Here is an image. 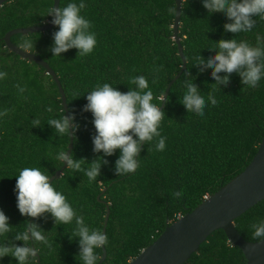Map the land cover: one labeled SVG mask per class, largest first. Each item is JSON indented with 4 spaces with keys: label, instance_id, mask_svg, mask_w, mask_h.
<instances>
[{
    "label": "trees",
    "instance_id": "1",
    "mask_svg": "<svg viewBox=\"0 0 264 264\" xmlns=\"http://www.w3.org/2000/svg\"><path fill=\"white\" fill-rule=\"evenodd\" d=\"M69 2L61 0L60 7ZM54 4L55 0H16L0 7V70L8 73L0 80V111L8 110V115L0 119V209L13 227L9 238L23 229L26 220L38 223L45 231L51 252L37 243L36 264H82L77 257L74 222L55 224L50 214L39 219L21 216L14 194L15 177L23 167H40L55 177L64 165L53 157L60 150H69L71 141V136H58L48 126L50 118L66 115L57 83L46 69L23 60L2 41L13 30L50 23L52 17L46 15ZM86 5L82 14L91 21L97 38L91 54L80 57L73 49L61 57L52 56L49 49L56 28L29 36L16 35L12 42L51 66L63 86L69 112L79 125L72 155L86 162L80 171L66 169L60 179L53 181L56 189L64 193L78 215L85 217L90 228L103 232L110 209L104 264H129L170 225L242 174L257 155L264 140V80L254 89L244 88L240 77L233 73L229 85L220 89L213 85L211 69L201 72L193 64L198 55L204 59L214 55L208 50L221 39H246L255 44L257 34L264 36V20L257 18L252 32L235 36L224 32L223 25L228 21L223 14L209 15L201 0H183L179 37L187 61L185 72L190 71L202 94L211 91L218 102L216 106L209 103L205 116L200 117L187 113L180 104L185 72L164 104L169 85L183 68L174 40L175 0H86ZM25 40H31L35 47H23ZM138 75L148 79L153 103L164 106L160 131L167 137L166 148L155 151L150 150L151 145H142L140 166L135 173L122 176L115 173L117 150L113 156L103 157L108 163L95 181H89L83 170L103 154L93 152L92 116L82 111L86 93L103 83L126 93L135 87L131 81ZM17 85L25 90L20 92ZM48 107L53 109L51 113L46 111ZM35 118L40 120L39 127L33 126ZM177 190H182L181 197L174 195ZM258 220H264V201L235 222L246 241L258 243L250 230ZM97 254L99 264L103 248ZM0 264L16 261L5 257ZM187 264H247V259L220 230Z\"/></svg>",
    "mask_w": 264,
    "mask_h": 264
},
{
    "label": "clouds",
    "instance_id": "2",
    "mask_svg": "<svg viewBox=\"0 0 264 264\" xmlns=\"http://www.w3.org/2000/svg\"><path fill=\"white\" fill-rule=\"evenodd\" d=\"M202 7L209 15L223 14L228 21L223 25L224 32L239 34L252 32L257 25V18L264 20V0H201ZM86 0H71L64 7L50 8L46 16L52 17L51 23L57 29L52 33V46L49 51L52 56L61 57L70 50H77V56L84 57L93 52L97 45V38L93 25L82 14L86 8ZM214 47L209 52L214 55L207 59L198 55L193 67L201 72L211 69L210 77L216 85L227 87L231 82V75L235 73L240 77L241 84L254 89L261 80H264V36L256 35L255 44L246 39H221L212 43ZM23 47H35L31 40H25ZM223 74V75H221ZM8 73L0 70V80ZM184 93L180 104L187 113L200 117L205 116V108L210 103L217 105V99L211 91L202 94L190 77V71L184 73ZM155 82V80H153ZM135 86L124 93L109 83L97 84L95 88L86 93L87 103L82 111L90 113L95 135L92 136L93 152L100 154L89 167L83 170L89 181H95L101 175L103 165L108 161L103 157H111L119 151L115 161V173L118 176L133 174L140 166V152L142 145L148 144L150 150L164 151L167 137L160 131L161 121L165 112L161 105L153 103L154 95L149 89L148 79L144 75L132 78ZM20 92L25 89L17 85ZM47 112L53 109L48 107ZM8 115V110L0 111V119ZM34 127H39L38 118L32 121ZM48 126L55 130L58 136L75 135L79 130L75 115L63 114L59 118H50ZM71 130V131H70ZM68 149V148H67ZM54 160L61 162L66 169L80 171L83 159H75L68 150L58 151ZM14 194L16 207L21 216L39 219L50 214L55 224L68 225L74 222L73 235L78 240L79 257L82 264H98L97 250L108 245V236L99 229L90 228L83 215L69 203L62 191L55 187L51 175L42 171L40 167H23L18 171ZM174 195L181 197L182 190ZM13 227L9 217L0 209V260L11 257L16 264H36L39 248L37 243L48 248L51 244L45 231L38 223L25 221L22 230H17L11 238ZM252 238L264 243V220H258L250 225ZM4 237H8L4 239ZM71 238V237H70ZM72 239V238H71ZM16 242H22L18 245Z\"/></svg>",
    "mask_w": 264,
    "mask_h": 264
},
{
    "label": "water",
    "instance_id": "3",
    "mask_svg": "<svg viewBox=\"0 0 264 264\" xmlns=\"http://www.w3.org/2000/svg\"><path fill=\"white\" fill-rule=\"evenodd\" d=\"M16 0H0V7ZM177 13L174 25V40L176 41L183 68L180 74L171 82L164 98V104L168 99L173 85L182 77L187 69V61L179 37L181 17L183 11V0H175ZM61 0H55L54 8L60 7ZM55 27L52 23L45 26L17 29L9 32L2 40L6 47L23 60L36 63L46 69L47 75L51 76L57 83L62 95L63 106L66 115H69L67 97L61 81L51 66L41 57L16 46L12 38L16 35L29 36L31 34L46 33ZM164 106L161 108L163 110ZM71 131V130H70ZM71 141L68 153L72 155L74 150L75 135H70ZM66 170L64 168L50 181L60 179ZM264 201V140L257 155L247 169L233 181L220 189L216 194L205 200L197 209L189 213L174 224L148 248H146L136 259L129 264H187L192 256L198 253L201 247L208 242L209 238L217 231H224L230 243L238 247L245 255L247 264H264V243H251L246 241L236 228L235 222L256 205ZM110 209L104 225V233L110 219ZM107 259L106 248H103V256L99 264H104ZM40 262V260H39Z\"/></svg>",
    "mask_w": 264,
    "mask_h": 264
},
{
    "label": "built area",
    "instance_id": "4",
    "mask_svg": "<svg viewBox=\"0 0 264 264\" xmlns=\"http://www.w3.org/2000/svg\"><path fill=\"white\" fill-rule=\"evenodd\" d=\"M209 199V197H206L205 200Z\"/></svg>",
    "mask_w": 264,
    "mask_h": 264
}]
</instances>
